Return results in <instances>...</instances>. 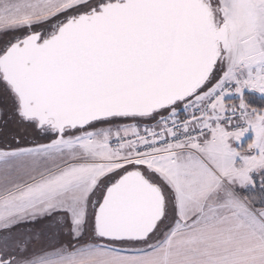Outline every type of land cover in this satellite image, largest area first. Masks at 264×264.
<instances>
[{"label":"snow or ice","instance_id":"1","mask_svg":"<svg viewBox=\"0 0 264 264\" xmlns=\"http://www.w3.org/2000/svg\"><path fill=\"white\" fill-rule=\"evenodd\" d=\"M0 264H264V0H0Z\"/></svg>","mask_w":264,"mask_h":264}]
</instances>
